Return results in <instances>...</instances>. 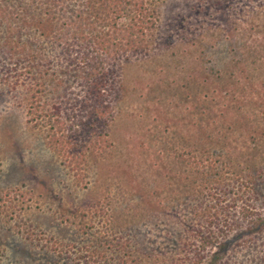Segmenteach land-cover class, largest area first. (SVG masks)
Instances as JSON below:
<instances>
[{
	"label": "rangeland",
	"instance_id": "obj_1",
	"mask_svg": "<svg viewBox=\"0 0 264 264\" xmlns=\"http://www.w3.org/2000/svg\"><path fill=\"white\" fill-rule=\"evenodd\" d=\"M157 6L149 47L119 61L110 145L78 164L47 117L28 121L31 93L50 107L51 84L35 87L26 55L0 46V264H182L209 200L230 203L247 165L264 173V0ZM226 244L204 264L218 252V264H264V228Z\"/></svg>",
	"mask_w": 264,
	"mask_h": 264
},
{
	"label": "trees",
	"instance_id": "obj_2",
	"mask_svg": "<svg viewBox=\"0 0 264 264\" xmlns=\"http://www.w3.org/2000/svg\"><path fill=\"white\" fill-rule=\"evenodd\" d=\"M159 1L0 0L4 37L0 41H5L0 46L9 45L11 51L20 48L13 54L26 55L35 87L46 81L52 86L47 98L50 107L41 102L38 92L42 90L31 93L28 121L37 124V118L47 117L53 143L66 148L75 164L87 150L101 153L110 145L106 127L119 97V61L149 47ZM43 41L51 45L46 65L52 68V76L39 64ZM44 111L49 114L43 115ZM262 171L250 164L244 173H235L231 183L236 194L230 203L223 204L219 194L209 200L213 206L204 208L201 225L184 231L179 248L182 264L207 263L210 250L224 249L227 241L239 237L242 227L250 236L255 228L258 232L264 228V191L257 182L264 176ZM125 243L119 240L120 262L129 249ZM218 253L208 264L222 261Z\"/></svg>",
	"mask_w": 264,
	"mask_h": 264
}]
</instances>
